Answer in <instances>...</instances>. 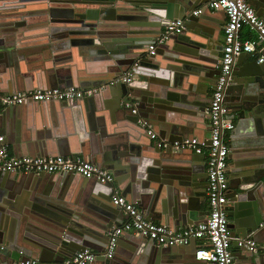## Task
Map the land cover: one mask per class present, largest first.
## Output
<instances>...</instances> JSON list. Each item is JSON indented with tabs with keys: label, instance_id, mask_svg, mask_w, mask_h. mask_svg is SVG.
Listing matches in <instances>:
<instances>
[{
	"label": "water",
	"instance_id": "obj_1",
	"mask_svg": "<svg viewBox=\"0 0 264 264\" xmlns=\"http://www.w3.org/2000/svg\"><path fill=\"white\" fill-rule=\"evenodd\" d=\"M36 1L37 0H5L4 2L6 3V6L5 4H0L3 7H10V9H17L18 11H0V19L2 23L1 26L7 27L4 29H0V63L4 62L2 60L5 55L3 51H6L2 47L8 46L12 49V46L14 47L16 43H20L22 47L27 46L25 43L23 44L21 42L24 39V34L21 32H15L16 29L20 28L25 23L32 24L38 21L42 25L49 24V28L44 27L47 31H49V37L50 33L52 37L57 36V31L61 29L60 27H63L62 31H66L69 29V34H71L70 31L74 29L72 38H69L67 42H64L63 44L67 46H69V44H72V46H94L99 45L103 38H107L110 41H105L104 45L107 47V50L111 54H114V49L112 48L114 44L112 45V42H118L121 39V41H123L125 45L123 49L121 48V50H124L125 56H119L116 54V63L118 65L117 70H120V76L118 79L122 78L123 75L126 76L121 69V66L132 65L134 62H138L139 65L134 69V72L131 76L132 80L129 83H124L117 79H114L108 82H96L95 85L89 87H100L105 84L104 89H106V87L110 83L122 85L123 93L115 101H112V111L117 110L116 116L119 114L121 115V123L127 124L125 125V127H132L126 128L123 133H121L122 135L115 140L106 139L104 137L98 138V142L100 141L99 144L97 142L94 143L93 141H90L88 145L87 143H82L81 154L83 155V158L89 159L95 163L98 162V164L108 169L124 168L126 166L129 167L131 166L130 164L139 162L140 157L143 158V155H141L142 151L149 152L144 143H140V141L142 142V139L144 137L146 139L149 137L147 128L139 123L140 119L146 120L148 123H153L155 125V130H158V126H160L161 130L166 129L165 131L168 135L169 133L173 132L181 134L184 133L185 135L189 134L190 137L194 135L192 134V131L196 126V122L202 123L203 121H205L204 116L206 115L205 108L207 107V104L203 102L202 98L199 95H196L198 90L197 88L196 90H194V87L197 83L189 84L187 81L186 84H183L182 81L188 79L190 75L201 76L210 79L208 81L209 84H203V86L198 87L200 92L204 94L210 89V85L212 87V85L217 83V77L220 72L219 69L214 68L217 63L216 55L218 54L215 52L213 53L215 55L214 57L210 56L208 58L206 56V51H209V53H211V50L213 49L214 44L212 41H214L213 39L216 30L213 29V31L210 30V32L206 31V29H204L205 27L199 24L203 19L201 17L203 16V12L205 10L209 12L212 11H210V9H205L200 13L202 15H191V13H193V11L201 1ZM122 1V7H124L127 2L136 3L135 5L137 6V12L140 13V15H144L142 17L147 21L142 24L145 26H143V28L141 29H135L136 34L132 33L133 30H129V32H127L119 29L113 33H106L105 35H102L97 32V35H95V29H97L98 25L96 20H98L99 18L98 13L100 9L90 8V5H98L104 7L105 5H113L116 2V5L119 6L120 2ZM254 1V7L257 10L258 14L261 17H264V0ZM0 3H2V1H0ZM83 5H85L86 7L84 8ZM36 6L40 8L42 14L40 16L29 15V13H32L30 9ZM220 10L225 12L223 9ZM102 11L108 12L107 9H104ZM10 17H15V19L18 18V20H14V22H5L6 18L12 19ZM176 18L187 19L185 22V28L182 30V32L171 35L163 43L159 44L155 55L146 56V47L150 43L154 42V37H159L162 34L165 27L170 23L172 19ZM73 24H75L76 26H72ZM198 25H200V28L204 30L202 31V33L198 34L199 37L202 38V41L191 39L186 35L190 34L195 38V34L190 32L188 29L192 30V28L197 27ZM10 26L13 27L10 28ZM44 33L47 34V32ZM82 33L84 36H75L76 34ZM210 33L212 35V41L209 39L206 41L207 37L210 36ZM44 37L48 36H40L41 39ZM177 40H187L189 41V43L193 44V46H195L199 51V59L203 62L196 61V64H193L187 60L177 58L178 56H170L171 58L169 59L168 64H165L162 61L164 59H161L162 57H159V55L161 56V49L168 48L176 51L175 44L177 43ZM61 46L62 45H59L56 42L52 43V49H50L48 45H42L34 48L27 46V49L30 52L29 54L23 53V48L18 49V53H20L21 58L36 59V61L32 62L35 63L34 67L39 68L40 72L43 71V73H41L40 75L42 76L43 80L42 78L40 79L36 76L33 77L32 72L30 73L31 75L29 77H33V80L31 79L28 81L32 82L29 84L33 86L34 89L51 87L63 88L66 86H76L84 89V86L81 84L77 85L73 83H64L61 82L59 78L53 79L52 84L50 83L53 77L50 76V73L58 70L59 68H48L47 63H49L50 61L45 59L55 58L53 63L56 67L59 63L58 58H61L59 51V47ZM135 50H137V52ZM139 51H143L144 53H141ZM245 55L248 56L249 54L243 53L235 59L232 70V81L227 85L225 89V98L229 102L230 107H233V109L237 111L238 116L241 119H247L251 117V122L254 125L260 127L259 132L261 135L264 133V63L248 64L244 69H242L243 71H238L235 65L238 66L240 59L246 58ZM13 56L14 58L17 57L15 52L13 53ZM139 56H141V60L137 61L136 59ZM5 58L9 57L6 55ZM207 63L210 64L207 65ZM160 64H165L163 67L166 68L157 70ZM148 65L151 66L152 70L145 69V66ZM5 66H7V63L5 64ZM207 68L209 69V71H205V69ZM170 69L175 71L173 79L172 77H170V74L172 73L170 72ZM67 72H70L69 67L67 68ZM177 74L181 76V79H177ZM162 76L164 78H161ZM41 83H45V85ZM5 86L6 84L4 82H1L0 79V87L4 90ZM170 87H172V89L174 90H170ZM181 87L185 90H178L174 92L175 89H181ZM33 88L29 89L33 90ZM21 89L22 88H20V90ZM29 89H25V91H29ZM104 89H100L98 92L86 97H88L90 100L95 99V97ZM20 90H18L17 88L10 93L19 92ZM129 95L135 100V107H137L138 113L133 112V107H127L124 105L123 102ZM84 98L77 100H83ZM71 100L72 103H76V99ZM34 102H36L37 104L39 103V101ZM61 102L65 101H43L44 106H51V113L53 114V117H55L54 124H56L57 121L56 106H59ZM108 104L109 103L106 102V106H108ZM7 108L9 109H5V111H2V113L0 114V121L3 119V115L6 112H10L9 110H11V106H8ZM44 109V113L46 117H48L49 111H47L46 107H44ZM108 115L110 116L109 113ZM207 118L210 119V116L207 115ZM46 121L48 123V118H46ZM111 124L115 123L112 122ZM102 127L105 129L106 124L102 123ZM189 129L190 131H188ZM131 130H137L138 134L136 136L133 135V137L130 138V136L132 135ZM80 131L83 132V129H81ZM254 132L255 130H253L252 135L255 134ZM102 133H105V130ZM58 138L59 139L58 141H56V144L59 143L61 146L62 138H60V136ZM50 139L51 138H47L45 140L48 142ZM93 139L94 138L90 140ZM150 142L152 143V141ZM161 150L162 149L157 146V151L162 152ZM167 150L169 151L171 149ZM171 154L172 152L170 151V153H168L167 155H163L164 157H162L160 161H157V163L162 164V166L159 171L156 170L155 172H160L162 174L159 176L150 175L148 180H145L141 183L138 181V183H136L138 190L136 192L134 191V199L132 197L131 198L148 216L156 219H164V222L171 228L179 229V227H189L193 224L192 222H187V213L185 212L187 211V209H190L192 215L195 210L200 208L201 205L198 206L197 203L198 199H200L202 195H205V192H201L202 186L205 183L198 184L196 182L195 176H192L191 165L188 163L187 159H185L181 155L173 156ZM175 154L181 153L178 152ZM50 155H58V152H52V154ZM262 163L263 164L260 167L261 170L254 173L253 176L246 177L247 175L240 174H234V176H231L228 194V199L230 202H228L227 204V212L228 215L234 216V222L229 223L231 234L233 237H235L237 230L236 225L238 208L247 206L248 204L252 203L248 202L247 204L246 201L248 200H255L260 205L261 203H263L264 162ZM6 174H10L11 180L9 181L8 190L0 189V264H3L7 260L12 261L25 257L38 258L42 262L49 264H64V261L66 259L73 258V256L78 251L83 250L87 247L93 249L98 253L95 261L100 260L106 262L107 264H115L114 259L117 258V252L120 251L118 247L115 254L111 258H107L103 255L107 250L109 241L108 232L114 225H117V223L114 221L117 210L112 208V205H115L111 201V184L101 183L95 178H85L80 174H74L70 172L40 174H35L33 172H6ZM68 174L70 175L68 177L70 179L73 177H79L87 181L89 180L97 182L98 185H94L93 182L88 184L90 186L87 189L88 192L83 194L81 196V199H79L78 196H75L72 201L53 198L56 203L51 202V210H49V208L45 209L35 206H24L18 203V193L20 192L21 187L28 183H30L31 185L32 180H34L33 187L35 188L36 186L40 185V183H44V181L48 180V182H50V179H66V176ZM2 178L3 176H1L0 180ZM1 184L2 183L0 181V185ZM101 190H103L104 192H108V196L103 195L104 198H98L97 196L93 195L98 194V192ZM92 191L94 193H91ZM171 199H175L179 209H175L174 211L171 210V208L167 207V204L169 202L171 204ZM193 208H195V210H193ZM182 211H184V214H182ZM43 213H46V215ZM89 215H91V217L93 218H91V220L95 221L96 224L94 226H92L91 224H89V226H86L85 230H90L88 232L84 230L82 223H90L88 220V218H90L88 217ZM170 218H172V220H169ZM29 219L44 223L49 228H51L54 233L57 232V234L51 233L50 238L39 237L36 233L32 232L27 227ZM60 220H62L63 222H61ZM244 226L246 228H243L242 230V237H248L249 235H251V233H254V235L259 237L256 238L257 240L260 239V241H264L261 240L264 239V216L260 215L259 218L256 219V221L245 223ZM66 235L72 236L79 242H75L66 238ZM133 237L135 238V240H137V243L135 245V248L137 247L135 251L137 252L139 249L141 250L142 246H145L148 243V248L153 250L154 254L157 253L159 256L162 253L175 254L182 250H187V252L191 254L190 257L196 256V250L198 247L196 239H192L189 244L183 245V247H178V245H158L152 239H148L140 233H135ZM246 252L250 254V256H256V254H254L252 251L246 250ZM256 257L262 258V260H264V255H258ZM254 260H257V258H254ZM139 261H141V259L135 256V258L128 261V264H135L136 262L140 264ZM202 261L205 262L204 260Z\"/></svg>",
	"mask_w": 264,
	"mask_h": 264
},
{
	"label": "crops",
	"instance_id": "obj_2",
	"mask_svg": "<svg viewBox=\"0 0 264 264\" xmlns=\"http://www.w3.org/2000/svg\"><path fill=\"white\" fill-rule=\"evenodd\" d=\"M0 1H2V3L0 4H5L6 6V3L4 2L5 0H0ZM199 1L201 2L199 3V5H197L196 9L205 6V4L209 0H199ZM36 2H39V0H37ZM116 2L113 5L112 4L105 5L106 7L98 6V5H90V8L100 9L98 13L99 18L98 20H96L98 25H97V29H95V33H94L95 35H97V32L99 34L105 35L106 33L116 32L119 29H122L127 32H129V30H133L132 33L136 34L135 29H141L143 28V26H145L142 24H144V22L147 21L142 17L144 15H140V13L137 12L136 9L137 6L135 5L136 3L127 2L124 5V7H122L121 4H123V1L120 2L119 6L116 5ZM250 2L254 6L255 1L250 0ZM83 7L85 8L86 6L83 5ZM111 8H115V9H111ZM104 9H107L108 12H103L102 10ZM1 10H3V12H7L10 10L11 12H18L17 9L12 10L10 9V7H3L2 5H0V11ZM30 10L32 13H29V15L31 16H40L42 14L38 6ZM204 10L205 9H203V11ZM210 11L212 12L205 10L203 12V16H201L203 18L202 21L198 23L200 25H203L206 31L210 32V30L212 31L213 29L216 30L213 39L214 41H212L211 33L210 36L207 37L206 39V41L208 39L211 40L214 44L211 53H209V51H206V56L209 58L210 56L214 57L215 55L213 53L215 52L218 54L216 55L217 63L214 66V68L218 69V63L221 57L222 46L224 42V26L227 21V16L226 13L223 12L222 10H217V11L210 10ZM191 15L194 14L191 13ZM10 18L12 19L6 18L5 22H14V20H18V18L15 19V17H10ZM1 24L2 23L0 19V29L7 28L6 26H1ZM200 25L192 28V30L188 29L190 32L195 34V38L192 37L190 34H186V35L189 36L191 39L202 41V38H200L198 34L202 33V31L204 30L200 28ZM72 26H76V25L73 24ZM12 27L10 26V28ZM44 27L49 28V24L42 25L38 21L32 24L25 23L20 28H17L15 32L17 33L21 32L24 34V39L21 42L23 44L25 43L28 47L34 48L42 45L44 46L48 45V47L52 49L51 46L53 42L62 45L61 47H59L61 58H58L59 63L57 64L56 67L53 63L55 58L45 59L50 61L49 63H47L48 68H56V69L59 68L58 70H55L50 73V76H53L50 82L51 84L53 82V79L59 78L61 82L71 83V84L73 83L77 85L81 84L84 86L83 87L84 89L85 88L89 89V87L95 85L96 82L97 83L101 81L108 82L119 78L120 70H117L118 65L116 63V57H117L116 54L119 56L122 55L125 56L124 50H121V48L123 49L125 47L121 39L118 42H114V43L112 42V45L114 44L112 47L114 49V54H115L114 55L111 54L107 50V47L104 45L105 41L106 42L110 41L107 38H103L99 45L72 46V44H69V46H67L63 44L64 42H67L69 38H72L74 29H72L70 31L71 34H69L68 33L69 29L66 31H62L63 27H60L61 29L57 31V36L52 37L50 33V37H49V31H47ZM44 32H47V34H45ZM43 35H46L48 37H44L41 39L40 36ZM79 35L84 36L83 33L76 34L75 36H79ZM256 35H257V31L252 30L248 26H245L242 30V36L245 38L255 37ZM154 38L155 41L157 37ZM27 46L22 47L20 43H16L14 47L12 46V49L9 48L8 46L2 47L4 50H6L3 51L5 55L4 58H2V60L5 63L4 62L0 63V74H1L0 79L1 82H4L6 84V86L4 87L5 89L4 90L2 89L3 92L10 93L16 90L17 88L18 90L22 88L20 91L23 90L25 91V89L28 90L29 88H33V86L29 84L32 82L28 80L31 79L33 80L34 76L40 79L42 78V76L40 75L41 73H43V71L40 72L39 68L34 67L35 63H32L33 61H36V59L21 58L20 53H18L19 52L18 49L23 48V53L29 54L30 52L27 49L28 48ZM148 46L146 47V54H145L146 56H149ZM12 50L15 52L17 56L16 58H14L13 56L14 52ZM175 50L176 51H174L173 49L163 48L161 49V56L159 55V57L160 58L162 57L161 59H164L162 61L165 64H168L169 59L171 58L170 56H174V57L178 56L177 58L187 60L193 64H196V61L203 62L199 59L200 54L198 49L195 46H193V44L189 43V41L187 40H177V43L175 44ZM135 51L137 52V50ZM139 52L144 53L143 51H139ZM6 55L9 58H5ZM245 57L246 58L240 59L238 66L235 65L238 71H243L242 69H244L248 64L264 63V61L258 62L257 56H252L251 54H249L248 56L245 55ZM136 60L140 61L141 56H139ZM6 63L7 66H5ZM134 64L135 62L132 65L121 66V69L123 70L125 75H127V73L132 68H134ZM165 64L163 65L160 64L157 70L165 69L166 67H163ZM209 64L210 63H207V65ZM68 67L70 68V72H67ZM145 69L149 70L151 69V66L150 65L145 66ZM205 71H209V69L207 68L205 69ZM31 72L33 74V77H29L31 75L30 74ZM170 72H172L171 73L172 75L170 74V77H172L173 79L175 71L170 69ZM176 77L177 79H181V76L179 74H177ZM161 78L164 77L162 76ZM209 80L210 79L195 75H190L188 79L182 80L183 84H186L187 81L189 84L197 83L194 87V90H196V88L198 90L196 95H199L202 98L203 102L207 104V107L205 108L206 115L204 116L205 121H203L202 123L196 122V126L192 131V134L194 135L191 137H198L205 139L208 138L211 133V122L210 119L207 118V115H209L208 109L210 106L212 92L216 84L212 85V87L210 85V89L204 94H202V92H200L198 88L200 86H203V84L206 85L209 84L208 83ZM41 84L45 85V83H41ZM122 87H123L122 85L116 83L113 84L110 83L106 87V89H104L105 84H103L102 86H100V89H104V90H102L95 97V99L90 100L88 97H86L83 100L76 99L75 100L76 103L74 102L72 103V100L61 102L59 106H56L57 107L56 124H54L55 117H53V114L51 113L52 112L50 108L51 106L48 107L44 106L43 102H39L37 104L34 101L33 102L29 101L23 104L11 106L10 108L11 110H9L10 112H6L3 115V119L0 121V124L2 123L0 125V130H1L0 136H4L3 141H0V146L5 145L8 148L9 152L17 156H25V155L46 156L52 154V152L53 153L58 152V155L83 157V155L81 154L82 143H87L88 145L90 141H93L94 143L97 142L99 144L100 141L98 142V138H104V137L106 139L115 140L116 138L122 135L121 133H123V131L126 128L132 127V126L125 127V125L127 124L121 123L120 120L122 118L121 115L119 114L116 116L117 110L112 111V104H113L112 101H115L123 93ZM170 90H174V89L170 87ZM178 90H185V89L181 87V89H175L174 92ZM129 97L132 101L135 102V100L130 95L127 96V98ZM106 102L109 103L108 106H106ZM227 103H228V116L235 123V129L229 132L226 136V141L229 144V148H230L229 165L227 169L229 175V183H230L231 176H234V174L247 175L246 177H249V176H253L254 173L261 170L260 167L263 164L262 162H264V133L260 135L259 132L260 127L254 125L251 122L252 120L250 119L251 117L247 119H241L238 116L237 111L234 110L233 107H230L228 101ZM7 107L8 106H2L0 102V114L2 113V111H5V109H9ZM44 107H46L47 111H49L48 117H46L44 113L45 111ZM108 113L110 114V116L108 115ZM46 118H48L49 120L48 123L46 121ZM101 118H104L105 120ZM112 122L115 124H111ZM102 123L106 124L105 129L102 127ZM149 124L155 130L154 128L155 125L153 123H149ZM81 129H83V132L80 131ZM104 130L105 133H102L104 132ZM165 130L164 129L161 130L160 126H158V130L155 131L158 133V135L161 138L167 140L191 138L189 134L185 135L184 133L181 134V133L171 132L168 135L166 134ZM253 130H255L254 135H252ZM188 131H190V129ZM131 132L132 135L130 136V138H132L133 135L136 136L138 134L137 130L136 131L131 130ZM59 136L60 138H62V142H61L62 147L60 146L59 143L56 144V141H58ZM47 138H51V139L47 142L45 140ZM92 138L94 139L90 140ZM150 141H152V143ZM140 143L141 144L144 143V145L147 147L149 152L142 151L141 155H143V158L140 157L139 162L132 163L130 164L131 166L129 167L126 166L124 168L108 169L105 167L106 169L111 171L115 176V185L119 186V188L121 189L123 194L128 198L129 201L135 203L133 200L134 191L136 192L138 190L136 183H138V181L141 183L145 180H148L150 175H155V176L161 175L162 173L155 172L156 170L159 171L162 166V164L157 163V161H160V159L164 157L163 155H167L171 151L172 152L171 155L173 156L181 155L182 157L188 160V163L191 165L192 176H195L196 182L198 184L205 183L201 189V192H205V195H202L200 199H198V203H197L198 206L201 205L200 208L197 210L193 208V210L195 211L192 213V215L190 209H187V211L185 212L187 213L186 217L188 223L192 222L193 224H197L201 220H204L207 216L208 207H209L208 195L206 193L207 184H208L207 170H206V156L204 154H197L190 150L179 151V153L181 154H175L178 152L172 149L169 151L167 149H162L161 150L162 152H160L157 151L158 145L149 137L147 139L144 137L142 139V142L140 141ZM96 163L98 164V162ZM1 176H3V178L0 180L2 183L0 185V189L8 190L9 181L11 180L10 174L3 173L0 175V178ZM69 176L70 175L68 174L66 176L67 177L66 179H53V180L50 179V182H48V180L44 181V183H40V185L36 186L35 188L33 187L34 180L31 179L32 180L31 185L30 183H28L21 187V190L18 193V198H19L18 203L24 206H29V207L35 206L45 209L49 208V210H51L50 208L52 207L51 202L56 203L53 200V198L72 201L75 198V196H78V198L81 199V196L88 192L87 189L88 187H90L88 184L93 182L94 185H98V183L94 181H89V180L87 181L79 177L78 178L73 177L70 179L68 178ZM91 193L94 192L92 191ZM107 194L108 192H104L103 190H101L98 192V194H93V195L97 196L98 198L100 197L104 198L103 195L108 196ZM246 202L247 204L248 202H252V203L248 204L247 206L238 208L237 225H236L237 230L235 236H242V230L243 228L244 229L246 228L244 226L245 223H251L253 221H256V219H258L260 215L264 216V198H263V203H261V205L255 200L253 201L248 200ZM135 204L138 206L137 203ZM167 207L171 208V210L174 211L175 209H179L175 199L174 200L171 199V204L169 202L167 204ZM112 208L117 210L114 220L117 223V225L115 226L123 224L127 220V215L120 208L116 206L112 205ZM184 211H182V214H184ZM43 214L46 215V213ZM88 217H90L88 218L90 223H85V222L82 223L84 230L86 226H89V224H91L92 226L96 224L95 221L91 220L92 218L91 215H89ZM147 217L153 221L166 224L164 222V219H156L148 215ZM229 219H230V223L234 222V216L229 215ZM169 220H172V218H170ZM60 221L63 222L62 220ZM27 227L32 232L36 233L39 237H43V238H50L51 233L57 234V232L54 233V231L51 228H49L47 225H45L40 221L29 219ZM181 228L183 227H179V229ZM85 231L89 232L90 230L87 229ZM134 234L135 233L132 232H125L120 237L118 244V248L120 251L117 252V258L114 259L115 264H128V261L135 258V256L141 259V261H139L140 264H211L209 262L206 261L203 262L202 260L197 259L196 256L190 257L191 254H189L187 250H182L175 254L165 253L166 254L165 255L162 253L159 256L157 253L154 254L153 250L148 248V243L145 246H142L141 250L139 249L137 252L135 251L137 248V247L135 248L137 240H135V238L133 237ZM249 236H251L250 238H253L255 240H257L256 238H259L258 236L254 235V233H251V235ZM65 237L75 242H79L76 239H74L72 236L66 235ZM257 241L264 242V241H260V239H258ZM179 246L183 247V245H178V247ZM233 254L236 260V264H264V260H262V258L256 257L258 255H256L255 257L250 256V254H248L246 250L238 248L236 244H233ZM254 258H257V260H254ZM92 264H107V263L104 261L97 260ZM135 264H139V263L136 262Z\"/></svg>",
	"mask_w": 264,
	"mask_h": 264
},
{
	"label": "built area",
	"instance_id": "obj_3",
	"mask_svg": "<svg viewBox=\"0 0 264 264\" xmlns=\"http://www.w3.org/2000/svg\"><path fill=\"white\" fill-rule=\"evenodd\" d=\"M213 11L223 9L227 16L224 26V42L218 63L220 70L217 83L213 89L208 113L211 122V133L208 138H181L167 140L161 138L151 125L143 119L140 124L147 128L151 138L161 149H172L176 152L190 150L206 156L208 213L204 220L197 224L173 229L167 224L153 221L133 202L123 194L119 186L115 185V176L100 164L91 162L81 156L46 155V156H17L9 152L5 145L0 146V175L11 173H74L85 178H95L101 183L112 186L111 201L126 215L127 220L118 226H113L108 232L107 250L103 254L111 258L118 247L119 239L125 232L140 233L156 244L175 246L189 244L196 239L198 247L196 257L211 264H236L233 254V244L243 250L252 251L256 255H264V242H258L250 237L231 234L230 219L227 212L229 202V144L226 136L235 129L234 121L228 116V103L225 89L232 81V70L235 59L243 53L257 56L258 62L264 61V18L261 17L249 0H209L205 6L195 9L194 15H199L203 9ZM185 18L172 19L162 34L148 46V55H155L159 44L171 35L181 33L185 28ZM248 26L257 31L255 37L245 38L242 30ZM138 66L135 62L134 68ZM132 68L126 76L117 79L124 83L132 80ZM100 87L82 89L76 86L51 87L19 91L15 93L3 92L0 87V102L2 106H14L29 101H67L82 99L98 92ZM127 107H133L138 113L135 102L127 98ZM4 136H0L3 141ZM199 242V243H198ZM98 253L91 248L78 251L73 258L66 259L64 264H91ZM3 264H49L38 258L25 257L18 260L6 261Z\"/></svg>",
	"mask_w": 264,
	"mask_h": 264
}]
</instances>
